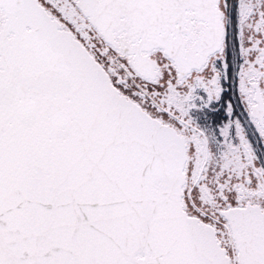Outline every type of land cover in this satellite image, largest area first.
Returning a JSON list of instances; mask_svg holds the SVG:
<instances>
[{
	"label": "snow or ice",
	"instance_id": "snow-or-ice-1",
	"mask_svg": "<svg viewBox=\"0 0 264 264\" xmlns=\"http://www.w3.org/2000/svg\"><path fill=\"white\" fill-rule=\"evenodd\" d=\"M0 264H264V0H0Z\"/></svg>",
	"mask_w": 264,
	"mask_h": 264
}]
</instances>
